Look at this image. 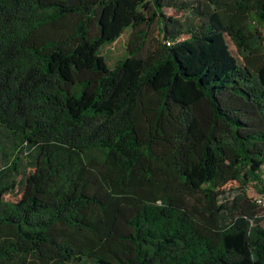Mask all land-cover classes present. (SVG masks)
<instances>
[{"label": "trees", "instance_id": "obj_1", "mask_svg": "<svg viewBox=\"0 0 264 264\" xmlns=\"http://www.w3.org/2000/svg\"><path fill=\"white\" fill-rule=\"evenodd\" d=\"M0 127V264H263L264 0H0Z\"/></svg>", "mask_w": 264, "mask_h": 264}, {"label": "rangeland", "instance_id": "obj_2", "mask_svg": "<svg viewBox=\"0 0 264 264\" xmlns=\"http://www.w3.org/2000/svg\"><path fill=\"white\" fill-rule=\"evenodd\" d=\"M163 11L165 13H172V10L169 7H164ZM128 31L129 28H125L115 40L106 43L100 48V53L109 66L113 65L121 56H123V54H125V41ZM152 32L153 31L150 30L149 35ZM230 47L235 51V48L231 43ZM1 144L5 149V155L9 157L12 156V152L8 146V138L5 135L3 128L0 127V145ZM2 165L3 162H0V167ZM15 166L18 171L16 174L17 183L12 190L4 194L8 199H15L20 195L23 175L31 169L23 160L16 163ZM225 188L230 192V195L219 200V212H221L226 221L232 220L237 215L248 217L251 221V237L254 241L259 240V229L264 230V202L259 203L256 199L261 193H259L249 181L244 183L237 180H231L225 185ZM254 255L255 258H258L256 252ZM69 264L82 263L72 262Z\"/></svg>", "mask_w": 264, "mask_h": 264}, {"label": "built area", "instance_id": "obj_3", "mask_svg": "<svg viewBox=\"0 0 264 264\" xmlns=\"http://www.w3.org/2000/svg\"><path fill=\"white\" fill-rule=\"evenodd\" d=\"M256 200H257V202L262 203V202H264V196L261 194L260 196L257 197Z\"/></svg>", "mask_w": 264, "mask_h": 264}]
</instances>
